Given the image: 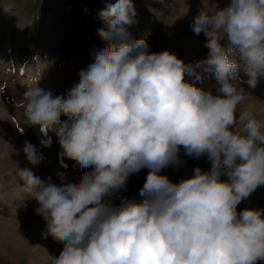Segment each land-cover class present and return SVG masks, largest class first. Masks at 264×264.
<instances>
[{
  "label": "clouds",
  "instance_id": "obj_1",
  "mask_svg": "<svg viewBox=\"0 0 264 264\" xmlns=\"http://www.w3.org/2000/svg\"><path fill=\"white\" fill-rule=\"evenodd\" d=\"M135 14L133 0H115L100 12L106 29L97 34L106 46L94 51V62L66 97L39 87V80L23 94L29 125L45 135L56 131L62 155L92 168L78 183L62 178L60 186L17 169L47 222L42 237L63 244L58 257L48 254V264L264 260V209L237 212L264 186V109L239 111L249 93L232 83L241 66L250 88L264 78V0L202 8L190 24L209 49L196 67L215 74L219 95L187 83L194 68L176 54L149 52L146 39H131L125 25ZM50 144V138L41 140L43 147ZM181 146L188 156L207 154L211 169L196 167L193 176L173 183L160 173L181 162ZM23 152L33 165L43 159L30 142ZM143 168L149 171L142 200L113 206L107 198Z\"/></svg>",
  "mask_w": 264,
  "mask_h": 264
},
{
  "label": "rangeland",
  "instance_id": "obj_2",
  "mask_svg": "<svg viewBox=\"0 0 264 264\" xmlns=\"http://www.w3.org/2000/svg\"><path fill=\"white\" fill-rule=\"evenodd\" d=\"M229 2L133 0L134 22L125 28L131 39H146L149 52L168 50L193 66L194 73L185 76L187 83L219 95L220 83L215 74L205 72L203 65L196 67L208 58L209 49L205 47V35L194 34L190 24L202 8L214 10ZM113 3L115 0H0V152L7 153L0 158V256L13 264H48V254L58 257L63 248L51 236L42 237L47 222L36 213L40 205L22 188L24 181L17 169H28L45 183L57 186L62 178L64 183H78L85 172L92 171L62 155L56 131L45 135L38 125H29L21 106L26 103L23 94L39 80V87L54 96H67L79 83V72L94 62V51L106 46L97 34L99 29H106L100 12ZM221 43L226 46V38ZM247 79L241 66L239 79L232 83L249 94L239 111L257 114L264 109V78L255 88L247 85ZM65 120L67 117L62 115L61 122ZM49 138L50 147H43L41 140ZM25 142L42 155L40 163L33 165L28 161L23 152ZM179 158V164L160 173L173 183L193 176L196 167L202 171L211 169L207 154L199 158L188 156L181 146ZM148 171L143 168L130 175L126 187L107 198L110 203L120 206L125 199L142 200L139 190ZM221 179L226 180L227 176ZM245 208L264 209V186L244 199L237 212ZM255 264H264V260Z\"/></svg>",
  "mask_w": 264,
  "mask_h": 264
},
{
  "label": "crops",
  "instance_id": "obj_3",
  "mask_svg": "<svg viewBox=\"0 0 264 264\" xmlns=\"http://www.w3.org/2000/svg\"><path fill=\"white\" fill-rule=\"evenodd\" d=\"M0 264H13V263L9 261L8 259L0 256Z\"/></svg>",
  "mask_w": 264,
  "mask_h": 264
}]
</instances>
